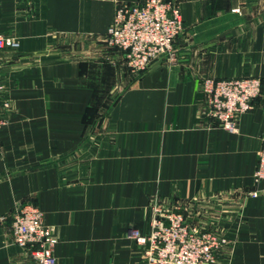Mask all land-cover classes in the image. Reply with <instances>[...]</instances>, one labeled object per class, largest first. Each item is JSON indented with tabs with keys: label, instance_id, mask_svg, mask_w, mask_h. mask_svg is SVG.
Listing matches in <instances>:
<instances>
[{
	"label": "crops",
	"instance_id": "obj_1",
	"mask_svg": "<svg viewBox=\"0 0 264 264\" xmlns=\"http://www.w3.org/2000/svg\"><path fill=\"white\" fill-rule=\"evenodd\" d=\"M140 0H0V264H35L9 215L41 213L56 264H142L129 228L152 208L226 239L218 264H264V196L250 198L264 136V0H173L177 61L131 74L103 37L115 5ZM256 77L260 94L228 132L201 83Z\"/></svg>",
	"mask_w": 264,
	"mask_h": 264
},
{
	"label": "built area",
	"instance_id": "obj_2",
	"mask_svg": "<svg viewBox=\"0 0 264 264\" xmlns=\"http://www.w3.org/2000/svg\"><path fill=\"white\" fill-rule=\"evenodd\" d=\"M182 30L179 7L173 0L118 3L103 41L109 50L120 55L128 71L136 75L160 60L175 63L173 43ZM17 47L14 38L0 35V53ZM2 92L0 85V113L10 108V101ZM201 92L205 115L221 129L235 132L238 116L249 111L252 101L260 94V81L256 77L204 78ZM252 185L250 198L264 196V136L252 173ZM152 213L147 233L133 228L126 233L128 239L142 247V264H218V253L226 246L224 237L192 228L181 213L158 205L153 206ZM9 219L12 242L16 246L27 251L35 264H56L57 241L36 207L20 205L11 211Z\"/></svg>",
	"mask_w": 264,
	"mask_h": 264
}]
</instances>
